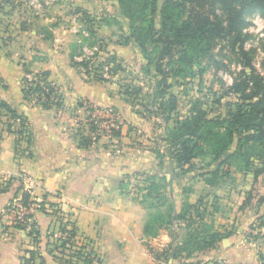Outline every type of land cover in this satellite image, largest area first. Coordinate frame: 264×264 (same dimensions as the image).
<instances>
[{
    "label": "rangeland",
    "instance_id": "rangeland-1",
    "mask_svg": "<svg viewBox=\"0 0 264 264\" xmlns=\"http://www.w3.org/2000/svg\"><path fill=\"white\" fill-rule=\"evenodd\" d=\"M130 1L135 7L134 2ZM198 1L202 0H194V6H200ZM163 2L164 0H159L160 6ZM11 7L24 9L27 23L31 20L36 26H40V23L48 19L47 24H59L61 37L67 28L69 33L64 36L70 35L71 32L68 40L74 43L71 47V55L75 58L74 69L88 86L105 84L104 86L110 89L108 92L111 96L120 100V110L112 105L96 106L86 98L76 102L74 137L79 144L91 140L92 143L96 142L117 153L123 152L124 148L137 150L144 168L136 172L148 176L156 174L158 182H162L161 179L166 177L164 185L168 188V196L170 191L176 188L177 195L183 193L184 196L191 197L193 203L203 199L202 207L206 209L208 225L215 221L219 230L233 235L232 240L238 242V246L264 254V177L254 182L252 172L245 173L238 169L237 160L231 161L229 168L228 164L218 167V163H211L209 158L199 159L190 168L180 169L174 168L166 158L161 162L154 153V141L157 136L172 129L179 120L185 119L196 101L202 102L210 117L219 114L226 116L231 103L244 102L252 95V83L245 86L251 74L261 80L260 86H264V9H247L244 13L240 36L244 52L239 43L234 45L235 36L219 37L214 41V48L209 55L199 59L193 66L196 74L194 77L184 80L169 79L173 84L170 91L178 96V108L174 119L167 124L162 119L159 107L162 95L154 94L155 67H151L152 71L146 67L145 55L131 37L132 20L123 15L124 9L118 0H12ZM77 7L90 12L89 20H93L91 24L87 22L88 17L76 13ZM201 9L208 13L211 19L214 18L213 13L221 16L226 26V15L218 6L205 3ZM155 22L157 30L160 31L161 9L155 16ZM149 48L153 50L151 45ZM81 62L86 63V67ZM102 77L109 81H101ZM35 79L32 75L30 81ZM36 102L37 96H34L29 105L34 106ZM111 113L112 115H108ZM13 122L29 137L28 121L23 127H20V121ZM117 131H121L120 137L115 134ZM217 168L219 178L211 176L215 183L206 187L204 173L215 171ZM136 172L131 174L130 179L133 197L141 186L148 185L144 179L135 177ZM38 185L39 183L30 184L33 190H36ZM31 188L28 187L25 191L32 195ZM179 189L182 193L178 192ZM47 205L51 213H54L55 221V234L52 240H48V249L56 252L59 258H65L69 264H74V256H77L74 251L81 248L85 242L74 237L72 242L76 246H67L63 253L58 249L60 223L65 222L69 229H76L74 216L68 215L70 211L67 209ZM160 209L168 210L167 207ZM152 212H156V209H152ZM197 222L199 224L198 220ZM166 230L173 238L184 232L179 226L166 228L164 233H167ZM66 235L65 239L70 237L69 232ZM163 242L162 236L151 243L144 241V247L155 264H169L157 256L159 251L166 247ZM84 263L86 262L79 264ZM173 264H179V259L173 261Z\"/></svg>",
    "mask_w": 264,
    "mask_h": 264
},
{
    "label": "crops",
    "instance_id": "crops-1",
    "mask_svg": "<svg viewBox=\"0 0 264 264\" xmlns=\"http://www.w3.org/2000/svg\"><path fill=\"white\" fill-rule=\"evenodd\" d=\"M11 2L0 1V101L18 112H29V139H20L13 119L0 116V264H22L25 250L37 245L46 264H63L57 253L48 249V240L55 234L53 214L40 210L33 213L30 223L35 222L39 228L38 244L29 231L11 222L8 208L34 183L39 185L36 190L31 188L32 198L70 211L78 241L85 242L87 249L101 258L100 264H155L144 241L151 243L162 236L168 245L174 238L167 230L164 233L165 229L156 238L145 237L149 210L132 195L121 193L125 177L144 168L138 151L124 148L117 153L96 142L80 146L74 137V106L78 100L86 98L96 106L112 105L119 110L120 100L111 96L105 84L88 86L74 69V43L68 40L71 32L64 36L69 33L67 28L61 37V26L47 24L48 19L40 26L31 20L27 23L24 9L11 7ZM28 71L49 72L50 81L63 97L61 108L29 105L23 93ZM207 177L205 186H213ZM178 192L182 193L180 189ZM172 194L178 211L186 202L194 204L191 197L177 195L176 188ZM232 237L230 233L202 258L219 260L220 264H262L263 253L238 246Z\"/></svg>",
    "mask_w": 264,
    "mask_h": 264
},
{
    "label": "trees",
    "instance_id": "trees-1",
    "mask_svg": "<svg viewBox=\"0 0 264 264\" xmlns=\"http://www.w3.org/2000/svg\"><path fill=\"white\" fill-rule=\"evenodd\" d=\"M118 1L124 9L123 15L132 20L131 37L135 45L144 53L147 61L146 67L149 71H152V66L155 67L154 94L162 95L159 107L162 119L167 124L174 119V113L178 108V96L170 91L173 84L169 82V79L184 80L194 77L196 74L193 66L198 63L199 59L209 55L214 48V41L219 37L235 36L234 45L239 43L241 48L240 36L245 11L264 9V0H202L198 1L201 3L199 7L194 6V0H164L161 6L159 0H132L135 7L132 6L130 0ZM205 3H211V6H218L221 9L226 15V26L221 16L213 13L214 18L211 19L209 14L201 9ZM159 9L162 13L160 31L157 30L155 22ZM76 13L88 17L89 24L93 22L89 20L88 10L77 7ZM149 45L153 50H150ZM242 51L244 52L243 49ZM72 63H75L73 55ZM81 64L86 67V63L81 62ZM32 75L36 79L30 81L29 77ZM49 76L48 71L35 74L28 71L24 79V98L30 101L37 95L35 105L48 109L61 108L64 105L62 95H54V98H51L56 84L50 81ZM100 80L109 81L104 77ZM260 82L257 76L251 74L245 86L252 83V95L244 102L231 103L226 116L219 114L216 117H210L202 102L196 101L185 119L179 120L172 129L157 136L154 141V153L157 158L161 159V162L166 158L174 168L180 169L190 168L199 159L209 158L211 163H218V167L228 164L229 168L231 161L237 160L238 169L245 173L252 172L254 182L264 177V86H260ZM42 96L45 100L41 103ZM28 113L27 111L18 112L7 102L0 101V116H11V119L21 122L20 127L27 124ZM23 133V129L17 130L19 136ZM115 134L119 137L122 135L121 131ZM18 142H20L19 138ZM91 143V140H87L80 142V145L88 146ZM204 174L208 175V183L214 185L215 181L210 177L219 178V168ZM135 177L144 179L148 183L146 186H141L134 196L136 201L149 210L150 217L144 227L145 237L156 238L161 230L175 225L184 229V232L161 249L157 256L165 259L169 264L176 259H179V264H220L219 260L202 258V254L214 250L219 242L230 235V232L217 229L214 221L207 224L206 209L202 207L204 200L200 199L194 204L186 202L178 211L173 203V190L170 191V196L166 193L168 191L164 185L167 181L166 177L161 179L162 182L157 181L156 174L148 176L145 173L136 172ZM131 178V175H127L121 184V193L127 196L131 195L132 191ZM31 197L30 192L25 191L21 198L22 203L24 205L34 203ZM40 204V211L46 213V203L41 202ZM49 205L57 207V204ZM166 207L168 208L166 211L160 209ZM152 209H156V212H152ZM32 217L33 213L28 216V219ZM28 224L31 227L28 234L33 242L38 244L39 228L35 222ZM24 225L20 223L16 227L24 230L27 223ZM59 229L70 234L67 239H59L58 249L60 253H63L67 246H76L72 239L77 237V232L76 229H69L65 222L60 223ZM85 247L83 245L74 251L77 255L74 256L76 259L74 264L81 262L100 264L101 258ZM50 253L54 251L50 250ZM260 258L264 264V254H260ZM59 259L63 264L70 263L65 258ZM22 264H46L38 245L34 249L25 250Z\"/></svg>",
    "mask_w": 264,
    "mask_h": 264
},
{
    "label": "built area",
    "instance_id": "built-area-1",
    "mask_svg": "<svg viewBox=\"0 0 264 264\" xmlns=\"http://www.w3.org/2000/svg\"><path fill=\"white\" fill-rule=\"evenodd\" d=\"M29 78L31 79V76ZM58 94H60V91H59L58 86L56 85L55 86L54 93H53V95H52L51 98H54V95H58ZM44 100H45V97L42 96V99L40 100V102L42 103ZM108 115H112V113L111 114H108ZM23 136H20V139L22 138V139L28 141L29 137H26L27 135L25 133L23 134ZM33 200L35 202L32 203V204H30V205H24L22 203L21 199L16 200V201H14L12 203V205H11V207L9 209V214H10V218H11L12 224H14L16 226L17 224H20V223L25 224V225L27 223V227L24 230H27V231H30L31 230V227L28 224V223H30V219H28V216L30 214L34 213L37 210H41V204H40L41 202H39V201H37L35 199H33ZM49 207H51V206H49ZM45 209H46L47 213L52 214L51 213V210L48 208V205L47 204H45ZM66 234H67V232L61 231L60 236H59V239H65L66 236H67Z\"/></svg>",
    "mask_w": 264,
    "mask_h": 264
}]
</instances>
